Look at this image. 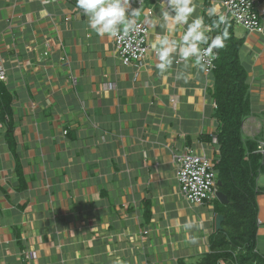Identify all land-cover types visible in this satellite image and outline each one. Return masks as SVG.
<instances>
[{"label": "crops", "instance_id": "0c3cea01", "mask_svg": "<svg viewBox=\"0 0 264 264\" xmlns=\"http://www.w3.org/2000/svg\"><path fill=\"white\" fill-rule=\"evenodd\" d=\"M221 1L194 0L193 16L210 38L225 22L243 40L249 110L240 132L264 155V0H255L262 32L230 20ZM162 2L129 0L134 21L147 23L149 49L124 65L113 37L97 36L76 0H0V109L8 110L0 119V264H200L209 252L229 199L222 192L227 203L187 202L175 156L190 149L213 166L219 160L215 78L195 59L186 67L176 57L165 73L155 67ZM255 182L264 256V165ZM188 222L202 227L185 229Z\"/></svg>", "mask_w": 264, "mask_h": 264}, {"label": "trees", "instance_id": "16d2710c", "mask_svg": "<svg viewBox=\"0 0 264 264\" xmlns=\"http://www.w3.org/2000/svg\"><path fill=\"white\" fill-rule=\"evenodd\" d=\"M224 26L225 22L221 33L227 31L228 39L221 48L224 49L221 56L218 54L221 49L215 52L212 70L215 85L211 96L216 103L213 115L217 120L215 137L220 148L219 160L213 167L220 180L217 189L227 196L229 205L222 228L209 237V252L202 256L200 264L219 261L264 264V256L256 249L255 201L258 192L255 180L264 165V155L253 152L255 144L241 136L242 118L249 110V84L238 57L243 40L237 39L229 29L224 30ZM7 114V109H0V119Z\"/></svg>", "mask_w": 264, "mask_h": 264}, {"label": "clouds", "instance_id": "9594fccd", "mask_svg": "<svg viewBox=\"0 0 264 264\" xmlns=\"http://www.w3.org/2000/svg\"><path fill=\"white\" fill-rule=\"evenodd\" d=\"M162 3L165 5V10L162 12L165 33L160 35L152 45L158 60L155 67L159 72H167L176 57L185 61L186 67L193 59L197 64H203L206 58L212 55L213 49L225 47L228 39L227 31L210 38L208 33L211 29L205 24L203 17L193 16L196 11L194 0H163ZM76 7L87 18L88 27L97 36L107 35L119 38L133 32L136 28L132 17L138 16L139 13L133 10L128 11L129 0H76ZM216 12L217 9L214 6L207 9V15L210 17ZM184 25L186 28L179 39L172 38L170 34L177 27ZM177 79L186 80L187 77L178 74ZM194 227H202V225H194L191 222L184 225V228L189 230Z\"/></svg>", "mask_w": 264, "mask_h": 264}, {"label": "built area", "instance_id": "2783aa9c", "mask_svg": "<svg viewBox=\"0 0 264 264\" xmlns=\"http://www.w3.org/2000/svg\"><path fill=\"white\" fill-rule=\"evenodd\" d=\"M221 3L225 16L231 18L234 23L247 31L262 32L263 27L254 9L255 0H222ZM150 14L151 11L147 10V15ZM135 24L133 32L119 38L113 37L115 52L124 65L141 62L149 49L147 23L139 21ZM214 60L215 53L212 51V55L201 64L206 74L214 69ZM5 80V69L0 58V82ZM259 145V152L264 153V140ZM175 162L179 190L187 202L200 205L216 197V171L208 158L189 149L176 155Z\"/></svg>", "mask_w": 264, "mask_h": 264}, {"label": "water", "instance_id": "95a60500", "mask_svg": "<svg viewBox=\"0 0 264 264\" xmlns=\"http://www.w3.org/2000/svg\"><path fill=\"white\" fill-rule=\"evenodd\" d=\"M214 37L215 36H213L212 38H214ZM213 50H215V49H213ZM216 183L220 184V181H217ZM215 195H216V197L218 198L219 201L225 202V203L228 202L226 196L222 192L216 191ZM222 218H223V216L220 215V214L216 215V217H215L216 228H218V229L221 228L220 222H221Z\"/></svg>", "mask_w": 264, "mask_h": 264}]
</instances>
